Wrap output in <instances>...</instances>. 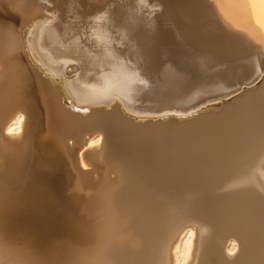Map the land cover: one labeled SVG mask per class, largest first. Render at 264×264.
Masks as SVG:
<instances>
[{
	"label": "bare ground",
	"instance_id": "6f19581e",
	"mask_svg": "<svg viewBox=\"0 0 264 264\" xmlns=\"http://www.w3.org/2000/svg\"><path fill=\"white\" fill-rule=\"evenodd\" d=\"M148 1L0 0V264H264V0Z\"/></svg>",
	"mask_w": 264,
	"mask_h": 264
},
{
	"label": "rangeland",
	"instance_id": "374dc122",
	"mask_svg": "<svg viewBox=\"0 0 264 264\" xmlns=\"http://www.w3.org/2000/svg\"><path fill=\"white\" fill-rule=\"evenodd\" d=\"M148 2L149 6L153 3L156 4L155 8L158 11L163 8L161 0H149ZM33 209L30 213L26 208L23 209L24 211L22 210L23 212L21 210L18 211L17 216H19L15 215V220L12 221L14 224L9 222L11 226L7 229V247H13L18 253L24 254L32 246L29 249L32 255L35 258L45 260L48 264H72L74 252L87 244L85 230L94 221L90 208L84 205L75 207L72 210V223L64 227H59L60 225L56 221L46 220L47 229H43L45 223L41 221L38 208L35 209L34 207ZM19 212H22L23 216ZM31 213H33L32 216ZM29 220H31V224Z\"/></svg>",
	"mask_w": 264,
	"mask_h": 264
}]
</instances>
